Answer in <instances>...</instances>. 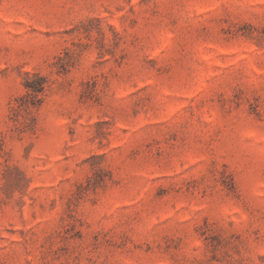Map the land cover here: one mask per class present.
I'll list each match as a JSON object with an SVG mask.
<instances>
[{
	"label": "rangeland",
	"instance_id": "374dc122",
	"mask_svg": "<svg viewBox=\"0 0 264 264\" xmlns=\"http://www.w3.org/2000/svg\"><path fill=\"white\" fill-rule=\"evenodd\" d=\"M0 264H264V0H0Z\"/></svg>",
	"mask_w": 264,
	"mask_h": 264
}]
</instances>
